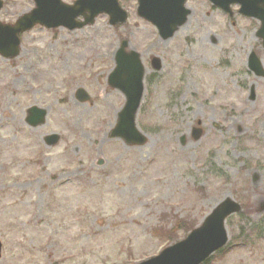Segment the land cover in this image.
<instances>
[{
    "label": "rangeland",
    "instance_id": "rangeland-1",
    "mask_svg": "<svg viewBox=\"0 0 264 264\" xmlns=\"http://www.w3.org/2000/svg\"><path fill=\"white\" fill-rule=\"evenodd\" d=\"M0 1L1 24L34 8ZM119 3L123 26L105 15L72 32L37 26L18 57L0 56V264H134L166 247L176 221L199 226L227 198L242 211L210 264H264V79L247 68L252 52L264 68L259 23L192 0L182 31L162 41L136 0ZM122 40L144 68L138 146L110 138L125 103L107 83ZM31 107L46 111L43 125L26 124Z\"/></svg>",
    "mask_w": 264,
    "mask_h": 264
},
{
    "label": "water",
    "instance_id": "water-1",
    "mask_svg": "<svg viewBox=\"0 0 264 264\" xmlns=\"http://www.w3.org/2000/svg\"><path fill=\"white\" fill-rule=\"evenodd\" d=\"M34 8L18 18L13 25L0 23V56L13 59L20 55V35L35 26L46 29L65 28L68 31L82 29L92 25L99 15H107L110 26L122 25L126 13L119 6L118 0H76L72 5L61 0H32ZM137 15L152 24L162 41L173 37L184 26L190 11L185 8L186 0H137ZM214 6L230 13V6H240L239 14L255 19L260 26L256 37L262 40L264 49V0H209ZM2 2L0 1V9ZM81 18L82 21H78ZM127 41H122L114 54V69L108 77V85L119 91L125 103L117 115V122L111 131V137L122 140L126 145H142L145 136L136 128L135 115L143 94L144 68L135 51L127 52ZM248 69L258 78L264 79V69L260 60L252 52L247 60ZM151 66L159 70V59L153 58ZM250 99H254L251 89ZM79 102L88 100L83 90H77ZM26 123L31 127L44 124L46 111L33 107L27 111ZM201 129H193L192 138L201 137ZM59 136L52 134L44 138L47 146L58 143ZM239 204L227 198L221 201L184 239L165 248L158 255L138 264H202L216 251L223 248L228 241L226 220L241 212ZM1 247V245H0Z\"/></svg>",
    "mask_w": 264,
    "mask_h": 264
},
{
    "label": "trees",
    "instance_id": "trees-1",
    "mask_svg": "<svg viewBox=\"0 0 264 264\" xmlns=\"http://www.w3.org/2000/svg\"><path fill=\"white\" fill-rule=\"evenodd\" d=\"M195 228L194 224H190L187 221H176L174 223V226L171 228V230L165 234L164 237H166V240L164 242L166 243V246L169 244H172L174 242L178 241L177 235L175 236V233L179 230L184 232V237ZM210 260H207L204 264H210Z\"/></svg>",
    "mask_w": 264,
    "mask_h": 264
},
{
    "label": "flooded vegetation",
    "instance_id": "flooded-vegetation-1",
    "mask_svg": "<svg viewBox=\"0 0 264 264\" xmlns=\"http://www.w3.org/2000/svg\"><path fill=\"white\" fill-rule=\"evenodd\" d=\"M192 0H186V2H185V6H186V8H187V4L189 3V2H191ZM206 3L208 2V0H204ZM137 3V2H136ZM209 3V2H208ZM210 4V3H209ZM212 6V5H211ZM233 6H238V5H231V8L233 7ZM239 7V6H238ZM230 8V9H231ZM239 9V8H238ZM190 11V10H189ZM223 12V11H222ZM237 13H238V10H237ZM227 14V13H226ZM190 15H191V11H190V14H189V17H190ZM228 15V17H231L232 15H233V11L231 10V15H229V14H227ZM188 17V18H189ZM157 34H158V32H157Z\"/></svg>",
    "mask_w": 264,
    "mask_h": 264
},
{
    "label": "bare ground",
    "instance_id": "bare-ground-1",
    "mask_svg": "<svg viewBox=\"0 0 264 264\" xmlns=\"http://www.w3.org/2000/svg\"><path fill=\"white\" fill-rule=\"evenodd\" d=\"M183 28H184V27L180 28V29L177 31V33L180 32V31H182Z\"/></svg>",
    "mask_w": 264,
    "mask_h": 264
}]
</instances>
